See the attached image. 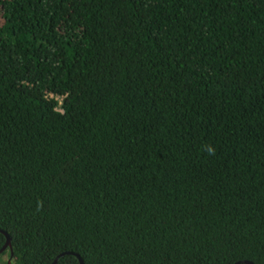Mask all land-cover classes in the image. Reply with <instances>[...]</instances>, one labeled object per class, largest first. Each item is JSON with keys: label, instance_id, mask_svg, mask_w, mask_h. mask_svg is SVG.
<instances>
[{"label": "trees", "instance_id": "obj_1", "mask_svg": "<svg viewBox=\"0 0 264 264\" xmlns=\"http://www.w3.org/2000/svg\"><path fill=\"white\" fill-rule=\"evenodd\" d=\"M0 263L264 264V0H0Z\"/></svg>", "mask_w": 264, "mask_h": 264}, {"label": "water", "instance_id": "obj_2", "mask_svg": "<svg viewBox=\"0 0 264 264\" xmlns=\"http://www.w3.org/2000/svg\"><path fill=\"white\" fill-rule=\"evenodd\" d=\"M0 232L5 234L6 238H7V242H6L5 246H4V248L1 250V252H2L4 250H6L7 248H11V239H10L9 235H7L4 231L0 230ZM79 260H80V263L83 264V261H82V259L80 257H79ZM56 262H57V260H56ZM56 262H54V264H56ZM6 264H13V263L11 262V260H9Z\"/></svg>", "mask_w": 264, "mask_h": 264}]
</instances>
